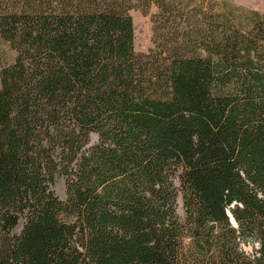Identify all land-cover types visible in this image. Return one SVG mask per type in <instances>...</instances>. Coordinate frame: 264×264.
I'll list each match as a JSON object with an SVG mask.
<instances>
[{
  "label": "trees",
  "instance_id": "16d2710c",
  "mask_svg": "<svg viewBox=\"0 0 264 264\" xmlns=\"http://www.w3.org/2000/svg\"><path fill=\"white\" fill-rule=\"evenodd\" d=\"M0 264H264V14L0 0Z\"/></svg>",
  "mask_w": 264,
  "mask_h": 264
},
{
  "label": "rangeland",
  "instance_id": "374dc122",
  "mask_svg": "<svg viewBox=\"0 0 264 264\" xmlns=\"http://www.w3.org/2000/svg\"><path fill=\"white\" fill-rule=\"evenodd\" d=\"M234 6L240 7L244 10L257 11L264 14L263 0H230ZM155 13L152 10L149 14H142L140 11H131L130 16L133 23V46L134 51L139 54L147 53L152 48L153 24L152 15ZM94 140V138H93ZM56 192L59 196H63V185L60 182L56 187Z\"/></svg>",
  "mask_w": 264,
  "mask_h": 264
}]
</instances>
